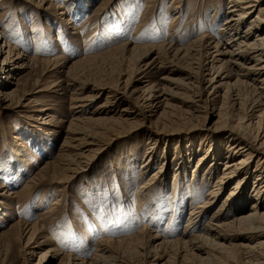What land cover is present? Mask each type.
Wrapping results in <instances>:
<instances>
[{"label": "rangeland", "instance_id": "374dc122", "mask_svg": "<svg viewBox=\"0 0 264 264\" xmlns=\"http://www.w3.org/2000/svg\"><path fill=\"white\" fill-rule=\"evenodd\" d=\"M59 4L64 11L69 9L62 0H0V35L24 56L51 60H36L34 65L19 69L7 81L12 96L5 99L0 95V189L5 194L0 196V264H36L40 253L54 247L64 254L90 260L97 242L128 238L143 228L164 238L180 236L190 208L208 197L222 173L224 160L218 163L212 154L226 150V131L247 124L245 118L254 110L256 96L253 97L252 87L240 88L241 104H237L224 92L225 88L210 96L209 76L199 73L195 89L198 97L171 86L174 97L169 98V106L159 109L160 121L156 124L152 123L156 116L149 119L146 112L130 124L108 120L70 125L71 118L80 114L82 119L95 112L104 103L107 91L122 90L125 82H137L143 62L127 50L111 49L124 43L184 47L201 35L225 43L227 39L220 36L219 30L227 17L228 2L90 0L89 6H80V12L71 9L74 14L69 16L58 14L54 7ZM198 60L193 61L199 63ZM187 61L173 63L194 67L196 71L195 63ZM164 76L181 81L185 77L183 73L157 68L141 80L160 85ZM94 89L99 91L96 97L82 113L73 116L70 108L74 93L90 97ZM128 99L124 96L117 103L110 101V112L95 115L118 119L121 108L129 104ZM192 101L197 107H189ZM215 108L221 112L219 119L213 116ZM253 128L252 132L256 131ZM86 133L95 144V153L86 159L77 158L74 138ZM262 136L263 133L259 137ZM65 140L70 141L68 146H63ZM206 154V163L203 158L197 159ZM207 165H215L208 172L210 179ZM251 165L253 170L255 162ZM152 173L157 174L151 177ZM154 182L156 190L151 189ZM232 186H220L216 203L204 218L192 223L193 230L201 231ZM252 187L250 179L244 198L254 193ZM153 190H158L157 195ZM234 200L231 197L228 205ZM224 214L231 218L235 212L227 208ZM21 223H37L41 227L28 244L29 249L39 244V249L27 260V236ZM144 224L147 227H141ZM240 241L244 240L233 239ZM134 247L137 246L130 241L110 247V251L130 264L157 262L153 261L149 243L143 248L145 252L138 247L133 251ZM174 249L160 252L162 259L158 264L218 263L205 255L174 254L179 248ZM54 256L49 264H59L61 256ZM235 262L242 264L239 259ZM46 263L45 259L42 264Z\"/></svg>", "mask_w": 264, "mask_h": 264}, {"label": "bare ground", "instance_id": "6f19581e", "mask_svg": "<svg viewBox=\"0 0 264 264\" xmlns=\"http://www.w3.org/2000/svg\"><path fill=\"white\" fill-rule=\"evenodd\" d=\"M62 1L68 3L65 7L69 8L67 11H64L62 4L54 7L61 16L74 14L71 11L73 8L80 12V6L84 7L85 3L87 6L90 5V0ZM227 2V17L219 30L220 36L227 39L225 43H220L205 35L191 39L184 47L171 46L166 43L141 47L129 46L124 43L111 50H127L136 56L139 62H143L142 70L138 72L139 78H137V82L135 80H133L135 82H125L123 89L121 88L122 90L107 91L104 103L99 104L94 109L95 112H92L90 116L82 119L80 114L77 115V113H82L99 91L94 89L93 91L95 92L90 97L79 96L80 93L78 92H75L72 96L73 103H71L70 109L72 112L74 111L73 116H77L71 118L70 125L77 122L99 124L108 120H117L118 124H130L134 122L136 117L138 118L146 112L145 117L149 119L156 116L153 120L155 122H152L156 124L160 121L158 117L159 109L169 106V98L174 97L173 87L171 86L192 92L194 97L196 93L198 94L195 89L198 88L199 73L203 76H209L207 81L212 85L209 95H214L225 88L224 92L233 97L237 104H241V98L238 93L240 88L252 87L250 90L253 91V97L254 95L256 96L253 102V113L251 112L252 114L245 118V120L247 119V124L243 123L244 125L230 127L226 131L228 135L226 150L222 153L220 152L221 154L216 151L212 154L213 158L218 160V163L224 160L222 173L216 178L213 188L207 194L208 197L190 208L185 227L180 236L164 238L157 232H153V230L144 231L143 228L128 238L114 241L112 239H103L97 242V250L90 260L80 258L71 253L64 254L54 247L40 253L39 261L36 264H42L45 259L47 260L46 264H49L55 260L56 257L54 255L58 259L61 256L59 264H130L116 257L117 255L114 256L110 251L112 247L117 248L121 244L130 241L134 242L142 250L149 243L154 256L153 261H157L150 262V264H158V260L162 259L160 252L165 253L166 250L169 251L171 248H175L174 250L179 248L178 252H173L174 254L182 252L184 255L192 257H200L202 255L208 256L210 259L212 257L218 262L217 264H236V259H239L242 264H264V0H227ZM244 23H247L246 26H244ZM72 29H76V26L72 25ZM230 44H234V47L231 48ZM166 57H170L171 60L166 61ZM198 59H201V62ZM36 60L38 59L24 56L22 52L5 40L4 35H0V95L3 98L9 99L12 96V90H7L9 89L8 79L12 78L19 69L30 64L34 65ZM180 60H188L187 62L192 64L195 63L193 60H198L199 63H195L196 71H194V67L185 68L173 63ZM38 61L48 63L51 60L43 59ZM167 63L170 64L165 65ZM157 68L164 71L167 70L170 73H183L185 77L182 79L184 80L181 81V79L175 77L164 76L162 78L164 82L160 85L141 80L145 78L146 73ZM136 83L141 84V86H134ZM132 86L134 87L132 88ZM80 89L82 87L78 88V90ZM124 96L127 99L130 98V100L128 99L129 104L121 108V114L118 119L95 115L97 113L110 112L111 107L107 106L111 104L110 101L117 103ZM195 97H198V95H195ZM192 102L193 105L190 104L189 107H197L195 101ZM190 111H194V108L190 109ZM214 112L216 113L214 114ZM220 115V110L215 108L213 116L219 119ZM225 126L223 125V127ZM253 126L257 129L252 132ZM261 133H263L262 138L259 137ZM86 134L83 137L74 138L77 141L76 145L79 151L75 154L77 158L86 159L95 153V149L92 147L95 144L89 139L91 136L88 133ZM68 142L70 141L65 140L63 146H68ZM202 158L206 163L209 156L206 154L199 156L197 159L200 161ZM70 161L72 159L68 160V162ZM254 162L255 166L252 170L250 166ZM214 167L215 165H207L205 167L209 179L211 175L208 172L213 170ZM157 173H152L151 177L156 176ZM151 177L145 184L148 183ZM250 179H253L252 191L254 193L244 198L243 193L246 191ZM224 183H231L233 186L228 190L227 196L210 214L201 231L196 232L197 229L193 230V227H191L192 223L204 218L206 213L216 203L222 189L220 186ZM145 184L139 187L138 192ZM155 184L156 182L152 183L151 189L156 188L157 185ZM157 191L153 190V193L157 195ZM3 195L5 194L0 189V196ZM231 197H235V200L233 202L230 201L228 205V200ZM227 208L235 212L233 217L226 218L224 213ZM21 225L23 226L24 236H27L24 244L27 247L26 251H24V260H27L26 257L34 256L37 249H39V244L35 246L36 248L32 247V249L28 248V244L34 239L37 234L36 231L39 232L41 227L37 223H21ZM141 227L147 226L144 224ZM236 238H241L244 241L233 242V239ZM137 247H134L133 251ZM143 252L145 251L143 250Z\"/></svg>", "mask_w": 264, "mask_h": 264}]
</instances>
